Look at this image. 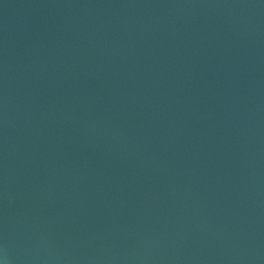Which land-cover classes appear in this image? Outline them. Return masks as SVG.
Returning a JSON list of instances; mask_svg holds the SVG:
<instances>
[{
    "label": "water",
    "instance_id": "1",
    "mask_svg": "<svg viewBox=\"0 0 264 264\" xmlns=\"http://www.w3.org/2000/svg\"><path fill=\"white\" fill-rule=\"evenodd\" d=\"M0 264H264V0H0Z\"/></svg>",
    "mask_w": 264,
    "mask_h": 264
}]
</instances>
